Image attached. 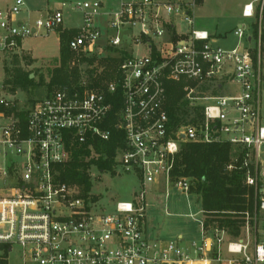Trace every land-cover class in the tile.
<instances>
[{"label": "built area", "instance_id": "built-area-1", "mask_svg": "<svg viewBox=\"0 0 264 264\" xmlns=\"http://www.w3.org/2000/svg\"><path fill=\"white\" fill-rule=\"evenodd\" d=\"M115 1L111 9L105 0L63 3L20 23L26 0H0L1 52L14 53L26 38L64 30L63 10L72 9L83 13L69 43L74 57L102 55L106 48L119 57L127 53L111 82L82 95L56 88L23 116V105L10 100L0 85V264H10L14 251L21 264H264V0H256V7L245 5L242 13L258 23V35L239 26L234 35L247 39L248 46L231 49L195 30L197 0ZM168 83L183 85L190 105L202 107V119L173 128L166 108ZM229 85L237 89L219 94ZM209 86L217 94L202 91ZM116 96L121 109L115 127L125 135L120 171L138 175L142 189L107 213L98 201L81 196L77 186L60 180L59 167L70 160L73 141L110 140V99ZM216 142L245 152L246 185L255 190L257 202L243 233L254 236L253 244L242 240L243 234L232 238L207 226L203 217L201 238L187 245L182 239L149 238L146 185L164 186L166 194L174 186L189 196V178L172 180L181 146Z\"/></svg>", "mask_w": 264, "mask_h": 264}, {"label": "trees", "instance_id": "trees-1", "mask_svg": "<svg viewBox=\"0 0 264 264\" xmlns=\"http://www.w3.org/2000/svg\"><path fill=\"white\" fill-rule=\"evenodd\" d=\"M198 2L200 4L203 0ZM253 32L256 37L257 22L253 24ZM58 34L59 57L37 69L40 72L45 69L49 81L46 83L43 74H40V81L36 83L34 78L29 77L30 73L17 67L16 56L14 74L7 73L5 87L9 93L14 94L18 91L28 93L35 88H46L50 93L54 88L63 87L70 94L82 95L85 89L89 90L111 82L118 73L123 57L127 55L121 52L123 57L112 56L111 52L118 51L106 48L102 55L74 57L69 49V43L75 37L76 30L60 29ZM261 39L264 49V17ZM211 89L212 94H217L218 89L211 86L204 87L202 91ZM185 95L182 84L168 83L166 108L173 128L182 124H193L203 118L202 107L191 106ZM110 101L113 104L107 124L111 130L110 140L90 139L85 144L73 141L70 143V160L59 167V179L77 186L81 190V196L88 200L91 198L93 202L99 200L92 194L93 171L97 169L101 173L115 176L117 170H121L118 160L121 150L125 148V135L115 127L121 101L119 96L111 98ZM33 103L35 102L31 101L30 104ZM28 108L24 107L22 116ZM244 156L242 148L233 147L228 143H184L176 157L172 172L173 181L182 177L193 182L191 194L193 193L196 203L200 206L206 225L225 230L232 238H239L243 234L247 214L253 218L256 212L255 190L246 185V169L242 168Z\"/></svg>", "mask_w": 264, "mask_h": 264}, {"label": "rangeland", "instance_id": "rangeland-1", "mask_svg": "<svg viewBox=\"0 0 264 264\" xmlns=\"http://www.w3.org/2000/svg\"><path fill=\"white\" fill-rule=\"evenodd\" d=\"M27 5L40 11H53L61 8L63 3L78 4L86 0H26ZM256 0H203L198 4L196 11L194 28L197 31H205L209 36L213 37V43L226 49L236 47L238 44L248 46L247 39L239 40L234 35V31L239 26H244L246 34L253 32V19L246 20L242 18L241 12L245 4ZM115 0H105L107 9L115 6ZM256 7V2L254 3ZM256 9V8H255ZM46 13V12H45ZM44 14L34 12L32 20L42 17ZM64 22L63 27L76 30L83 23V13L77 10H63ZM181 30L187 31V26L181 24ZM16 52L0 51V85L6 86L8 74H14V58L17 56L18 64L21 70L30 73L29 77L34 78L36 83L40 80V74H43L46 83L49 81L46 70L43 72L37 69L43 68L47 63L57 59L60 55V40L58 32L32 36L22 40ZM263 45V44H262ZM250 47H254V44ZM144 51L141 49L138 55L142 56ZM116 56L115 53H111ZM36 71V72H35ZM262 76L264 79V49L262 46ZM35 72V74H34ZM8 73V74H7ZM228 90H236L235 85L227 86ZM55 88L50 91L46 88L31 89L26 91H18L14 94L8 93L9 99L20 102L23 107H31V101H38L52 94ZM8 91V90H7ZM211 91V90H210ZM209 91V92H210ZM219 94H226L221 91ZM209 104H215L210 102ZM262 122L264 124V89L262 94ZM142 189L141 178L132 172H123L117 170L115 176L109 173H101L97 169L93 171V189L92 194L98 197V207L107 213L115 210L118 202L131 201L136 198L137 192ZM149 192L147 195L148 208L146 211L147 221L145 229L149 238L157 241H176L179 236L184 239V245L201 238L200 206L196 203L193 193L186 196L174 186H170L168 193H165L166 187H154L146 185ZM195 215V218L191 217ZM261 227V224H260ZM263 229V227H261ZM242 240H250L253 244L254 236L249 233H243ZM233 240V239H231ZM230 240V241H231ZM236 241V240H233ZM10 264H21L19 253L14 251Z\"/></svg>", "mask_w": 264, "mask_h": 264}, {"label": "crops", "instance_id": "crops-1", "mask_svg": "<svg viewBox=\"0 0 264 264\" xmlns=\"http://www.w3.org/2000/svg\"><path fill=\"white\" fill-rule=\"evenodd\" d=\"M250 3H255V2H250ZM250 3H247V4H245V5H248V4H250ZM26 5H27V1H26ZM34 12H36V13H41V14H44L43 16H45L46 15V13L47 12H50V11H40V9H36V11L34 10V9H32V7H29L28 5H27V8H26V10H25V12L21 15V16H19V18H18V21L20 22V23H22V22H25V21H33L32 20V14L34 13ZM42 16V17H43ZM241 16H242V18H244L243 17V14H242V12H241ZM39 18H41V17H39ZM38 18V19H39ZM244 19H246V20H250V19H247V18H244ZM254 20V19H253ZM64 29H69V28H64ZM250 34H251V32H250ZM21 44V43H20ZM225 92H226V94H228V93H231L232 92V90H225ZM182 239V242H184V239H183V237L182 236H179L176 240H181ZM183 245H184V243H183Z\"/></svg>", "mask_w": 264, "mask_h": 264}]
</instances>
